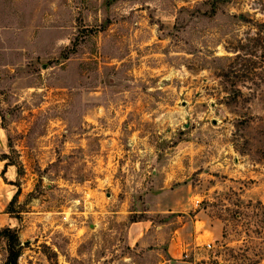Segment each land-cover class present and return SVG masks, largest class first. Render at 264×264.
<instances>
[{
  "label": "rangeland",
  "instance_id": "rangeland-1",
  "mask_svg": "<svg viewBox=\"0 0 264 264\" xmlns=\"http://www.w3.org/2000/svg\"><path fill=\"white\" fill-rule=\"evenodd\" d=\"M1 1L0 264H264V0Z\"/></svg>",
  "mask_w": 264,
  "mask_h": 264
},
{
  "label": "crops",
  "instance_id": "crops-1",
  "mask_svg": "<svg viewBox=\"0 0 264 264\" xmlns=\"http://www.w3.org/2000/svg\"><path fill=\"white\" fill-rule=\"evenodd\" d=\"M16 1V0H13ZM22 5L31 4V2H34L33 4H38V7H41L42 5L47 4V0H21ZM2 1L0 0V7H1ZM35 7V6H34ZM7 12H4L0 9V14H6ZM2 138V126L0 125V140ZM14 171L12 170V166L5 163L3 159H0V230L3 228H10L14 229L18 227V217L14 215L9 210V205L16 193V190L14 189V185L12 184ZM140 223V222H135ZM139 225V224H138ZM135 226H131L130 233L132 234V229H134ZM141 229V233L137 235L133 240V246L136 248H141L145 245L147 236L149 234L148 227L144 228L143 226H136V229ZM150 247V246H149ZM168 248L166 247V250H164V256L163 261L160 260V263L168 261Z\"/></svg>",
  "mask_w": 264,
  "mask_h": 264
},
{
  "label": "trees",
  "instance_id": "trees-1",
  "mask_svg": "<svg viewBox=\"0 0 264 264\" xmlns=\"http://www.w3.org/2000/svg\"><path fill=\"white\" fill-rule=\"evenodd\" d=\"M4 230H9V228H4ZM10 258H11V261H12L11 263H12V264H15V262H16V261H15V259H16V254H15V253L11 254V255H10Z\"/></svg>",
  "mask_w": 264,
  "mask_h": 264
},
{
  "label": "built area",
  "instance_id": "built-area-1",
  "mask_svg": "<svg viewBox=\"0 0 264 264\" xmlns=\"http://www.w3.org/2000/svg\"><path fill=\"white\" fill-rule=\"evenodd\" d=\"M209 246V244H207Z\"/></svg>",
  "mask_w": 264,
  "mask_h": 264
}]
</instances>
